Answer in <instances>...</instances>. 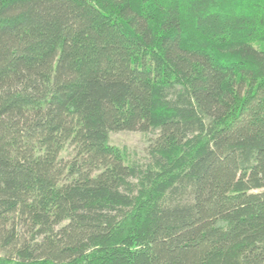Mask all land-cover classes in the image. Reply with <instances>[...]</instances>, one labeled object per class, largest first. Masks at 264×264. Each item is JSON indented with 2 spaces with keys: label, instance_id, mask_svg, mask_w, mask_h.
<instances>
[{
  "label": "trees",
  "instance_id": "1",
  "mask_svg": "<svg viewBox=\"0 0 264 264\" xmlns=\"http://www.w3.org/2000/svg\"><path fill=\"white\" fill-rule=\"evenodd\" d=\"M258 43L264 0H0V264H264Z\"/></svg>",
  "mask_w": 264,
  "mask_h": 264
},
{
  "label": "rangeland",
  "instance_id": "2",
  "mask_svg": "<svg viewBox=\"0 0 264 264\" xmlns=\"http://www.w3.org/2000/svg\"><path fill=\"white\" fill-rule=\"evenodd\" d=\"M256 47L264 48V44H256ZM154 137L152 133L144 134L136 131H124L111 134V143L113 145L126 148L131 158L142 159L145 156L146 148L150 140ZM67 154H65L66 156Z\"/></svg>",
  "mask_w": 264,
  "mask_h": 264
}]
</instances>
